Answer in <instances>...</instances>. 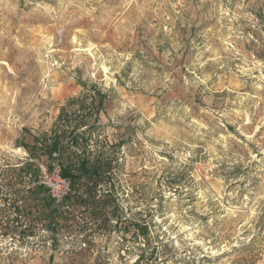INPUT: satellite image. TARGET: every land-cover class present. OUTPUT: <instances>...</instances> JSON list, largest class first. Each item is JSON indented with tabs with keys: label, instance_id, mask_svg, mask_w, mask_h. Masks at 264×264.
<instances>
[{
	"label": "rangeland",
	"instance_id": "374dc122",
	"mask_svg": "<svg viewBox=\"0 0 264 264\" xmlns=\"http://www.w3.org/2000/svg\"><path fill=\"white\" fill-rule=\"evenodd\" d=\"M0 264H264V0H0Z\"/></svg>",
	"mask_w": 264,
	"mask_h": 264
},
{
	"label": "trees",
	"instance_id": "16d2710c",
	"mask_svg": "<svg viewBox=\"0 0 264 264\" xmlns=\"http://www.w3.org/2000/svg\"><path fill=\"white\" fill-rule=\"evenodd\" d=\"M72 128V131L69 133V137L65 136V133L62 132L60 135L55 134V138L50 145H47L44 148V153L51 157L53 154H60L62 147H78L77 139L79 136H82L84 131H79L80 129L86 127L85 124H79ZM79 131V132H78ZM76 133V136H74ZM59 165V176L62 180L69 183V191H75L76 185L82 178L88 177L92 179L95 177L98 179L99 165L97 161L92 160H78L74 162H58ZM69 195H66L62 202H64Z\"/></svg>",
	"mask_w": 264,
	"mask_h": 264
},
{
	"label": "built area",
	"instance_id": "2783aa9c",
	"mask_svg": "<svg viewBox=\"0 0 264 264\" xmlns=\"http://www.w3.org/2000/svg\"><path fill=\"white\" fill-rule=\"evenodd\" d=\"M53 180L56 184H58L59 187L52 188L50 195L53 201L59 203L63 200V197L69 188H68V185L64 182V180L60 178L58 173L55 175Z\"/></svg>",
	"mask_w": 264,
	"mask_h": 264
}]
</instances>
